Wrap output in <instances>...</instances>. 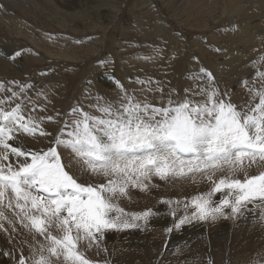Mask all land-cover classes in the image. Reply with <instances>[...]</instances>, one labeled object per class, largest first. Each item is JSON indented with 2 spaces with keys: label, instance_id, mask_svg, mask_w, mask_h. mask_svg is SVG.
Here are the masks:
<instances>
[{
  "label": "snow or ice",
  "instance_id": "6c2138e0",
  "mask_svg": "<svg viewBox=\"0 0 264 264\" xmlns=\"http://www.w3.org/2000/svg\"><path fill=\"white\" fill-rule=\"evenodd\" d=\"M200 72L204 76L190 75L193 83L182 91L153 78L130 80L138 89L114 80L115 97L89 92L90 103L77 101L55 115H38L47 107L28 95L34 85L0 81V231L13 238V250L0 255L13 264H108L89 259L81 243L99 255L107 251L106 233L146 225L152 209L129 212L121 202L131 199L130 188L147 191L153 176L193 181L199 176L210 184L207 192L183 202L185 214L175 229L227 218L229 209L235 217L257 202L264 208V172L237 177L246 159L264 161V84L249 89L250 98L238 104L210 72ZM258 76L264 80V72ZM41 95L46 96L43 90ZM48 122L58 127L50 131ZM18 134L47 138L48 144L13 146ZM17 225L31 241L17 244Z\"/></svg>",
  "mask_w": 264,
  "mask_h": 264
},
{
  "label": "rangeland",
  "instance_id": "374dc122",
  "mask_svg": "<svg viewBox=\"0 0 264 264\" xmlns=\"http://www.w3.org/2000/svg\"><path fill=\"white\" fill-rule=\"evenodd\" d=\"M9 1H12L13 3L16 1L15 4L21 6L22 8L25 7L23 0L21 2H19L20 0H1L0 3L5 5ZM29 1L35 2L36 5L39 6L40 10L33 7L26 1V3L30 5L31 9H33V13L27 14L25 16V18L28 16L26 19L22 17L19 12L15 13L22 20L25 19L27 23H33V30L35 29L38 32V28L42 29L40 32L44 39L43 41H40L39 44H37L35 40H31L28 42L30 46L22 47V44L19 43V41H14L12 44H9L3 35L0 34L3 41H6L5 44H0V68L2 69L1 76L3 82L6 84L9 81H16L19 84L28 83L34 85L33 88L28 90V95L35 103L40 102L41 105H46L47 107L46 113L39 112L38 115L53 114L49 113L48 111L49 106H53L54 104V100H52L51 96L60 99L57 96L54 87L58 81H61V77L69 76L74 84H86L89 82L87 78L83 79L82 75L75 72L82 70L85 63L88 61L93 64L90 67L96 65L99 69V72L97 73L98 76L96 77L97 82L99 84L106 82L108 85V87H101L102 91L104 93L107 90L113 91L116 88L114 80H119L120 82L124 80L123 77H121V75L119 76L115 70V63L109 52L113 46L116 52L120 53V56L124 57V59L127 58L131 62L134 60L133 58H141L142 61L147 63L145 67L143 64L136 61L131 62L132 65L129 72L132 73L128 75V82L130 80L134 81L136 78L148 79V77L163 81L165 80V76H167V74H163L161 72L162 68L160 67V71H151L149 70L151 69L150 67L155 66V63H157L158 60H168L169 58L170 59L168 61H170V66L175 67L178 62V57L176 55L186 52L185 48L190 49V47L194 46L201 39L204 41V45L206 46H202L199 49L194 48L192 54L194 53L197 57L199 56V59L204 60V66L202 65L198 67V65L194 64L193 59L191 61V65L193 66L195 72L199 71L198 74L201 77L204 76V73L200 72L201 67H203V69H205L207 72H210L213 76H216V74L211 72L210 66L206 65L207 62L210 63L211 61L212 63L213 61L217 60L216 57L214 59L211 58V52L212 54L216 55L217 52H215V50H224L227 45L232 47L235 45L239 50L247 51L245 46L236 42V39H238L236 36L239 34L237 32L238 26H244L245 23H260L264 19V4L260 5V2L256 1L250 4L247 2L245 4L244 1L242 6L244 7L245 12L242 16H239L234 12L228 13V8H226L227 4L225 3L223 6L224 0H67L65 3H58L61 2V0ZM43 5L45 6L44 9L41 8ZM207 5L210 6L207 7ZM195 6L198 7L195 8ZM42 11H44L46 14ZM65 11L67 13H65ZM9 21H5L6 24L10 25ZM109 23L111 25L107 28ZM6 24L1 22L0 27L2 26L5 28ZM202 24L204 26L207 25V28H201ZM198 25L201 26L199 27ZM74 26L78 28H75ZM62 28L64 30H62ZM159 28L161 29V32ZM164 29H166V33ZM20 31L21 30L19 29L14 30L10 33V36L14 39L20 38L22 37ZM168 31L171 34H169ZM50 37L58 38L56 40L57 42L60 41L61 44L64 41L67 42L65 44H70V40L74 42V39L77 37V42L75 43L78 47L75 48L73 47L74 44H70L72 45L71 53H74V57L77 58L76 61L73 62L74 69L68 67V59L60 56L58 51L54 50V46ZM64 37L68 40H65ZM94 39H97L98 41H94ZM214 39L216 40L214 41ZM246 39H249V37ZM245 43L247 44V42ZM14 47L17 48L15 49ZM34 47H40L42 49H39L38 54H35ZM97 50L101 51L99 57L96 56L97 53L95 51ZM16 52H20L21 54L19 56H15L13 59L12 57ZM253 54L255 56L253 59L254 61L259 57V55H255V50ZM96 57H98L97 59L99 60L97 62L95 61ZM110 59L113 61L108 63V60ZM152 70L156 69L153 68ZM148 71H151V73ZM260 72H264L263 65L256 66V68L236 81L237 83H241L244 79H247L252 83ZM236 78H238V75H236ZM261 81L264 83V80L261 79ZM240 83L238 85L242 87L243 83H241L242 85ZM239 86L235 89L240 88ZM140 87V85L136 86L137 89ZM41 90H43L46 96H37V92ZM78 92H80L78 97L80 98V101H82V91L74 90L65 93L66 100L70 102L72 93L76 95ZM75 102L76 101L74 100L73 104ZM83 102H85L86 105L87 101L84 100ZM60 105L61 104H56V107H59V111L63 110L65 104L64 106L62 104L63 108ZM45 127L51 131L52 129L57 128L58 125L48 122ZM15 141L25 143L32 148H43L48 144L47 138H32L24 136L23 134H18ZM11 159L14 160L15 158ZM155 177L156 176L152 177L150 183L151 185H149L150 187L147 191H141L139 188H130V200L135 201L137 204L140 203V205L143 203L142 205L144 206L145 202L143 201H146L147 198H150L153 202L160 203L159 206L165 213L167 210H169L173 204V200L177 197L175 189L193 187L191 183L189 184L191 177L183 179L177 178V181L176 178L162 180L159 177ZM237 177L239 178L240 176L237 175ZM153 178H155L156 181H159L155 186L154 183L156 181H154ZM198 178L200 177L197 176L196 179ZM88 179H91V177H88ZM185 179L186 181H184ZM208 183L209 182H207V185H209ZM174 185L175 187H173ZM192 190L197 192L195 188ZM192 192L191 194H194ZM169 198L172 200L171 205L162 203L164 200L171 201ZM142 205L141 207H143ZM132 210L134 209L132 208ZM166 218L167 217L165 216L160 220L158 218V220L155 222V224L158 225V228L154 232H151L150 237L148 238L147 235H145L146 233L144 234L146 230L143 226L136 228L137 230L134 229L137 231V233L139 232L137 235L131 232L120 234L121 231H111L106 233V237L104 241H102V247L107 249V251H101L99 255H97L95 247L89 249L84 242H82L80 246L82 250L85 251L86 256L91 260H98L101 262L107 260L108 264H120V261L124 255H126L125 257L131 256V254L124 252L125 244L126 247L133 248L139 243L140 246L143 247V251L141 252L142 255H140L144 259L140 260L141 263L167 264L164 261V258L172 254L171 250L174 249L175 242L168 240L167 229L169 226L166 225ZM163 222H165V224ZM224 222L225 221L221 223L223 224ZM149 232L150 230H148L147 233ZM127 234L135 235L130 243H128L129 237L126 239H121ZM118 236H120V242H124V245L114 244L117 242ZM37 238H39V236H37ZM153 242H155V244H153ZM224 243L225 239L214 249L207 251L200 258L197 264H209V261H211V264H226L227 260L229 264H235L236 261L240 260L241 251H236L230 248L228 245H224ZM244 251L247 253L246 250ZM148 258L150 259L148 260Z\"/></svg>",
  "mask_w": 264,
  "mask_h": 264
},
{
  "label": "bare ground",
  "instance_id": "6f19581e",
  "mask_svg": "<svg viewBox=\"0 0 264 264\" xmlns=\"http://www.w3.org/2000/svg\"><path fill=\"white\" fill-rule=\"evenodd\" d=\"M21 1L22 0H20L19 2H21ZM23 1L25 3L24 8L15 4L16 1L14 3L12 1H9L5 5L3 3H0V5H3V7H1L0 23L2 22L3 24L4 23L6 24L5 21L10 20L9 21L10 25L6 24L5 28H3L2 26L0 27V34L3 35V37L5 38V40L9 44H12L14 41L15 42L19 41V43L22 44V47H27V46H30V44L28 43L29 41L35 40L36 43L39 44V42L43 41L44 38L40 32L42 29L38 28V30H39L38 32L35 29H34L35 30L34 31L32 28L33 23L30 24V23H27L25 21V19L28 17L27 16L25 18V16L27 14L33 13L32 12L33 9H31L30 5L27 4L26 1L28 3H30L33 7L37 8L38 10H40L39 6L36 5L35 2H30L29 0H23ZM66 1L67 0H65V1L61 0V2H58V3H65ZM244 1H245V4H246V2L250 4V3H253L254 1L260 2L259 3L260 5L264 4V0H247V1L246 0H224L223 6L226 3L227 4L226 8H228V13L234 12V13H237L239 16H242L245 12L244 7L242 6L244 4ZM0 2H1V0H0ZM44 5L41 7L42 9H44V7H45ZM255 5H256V3H255ZM209 6L207 5V7H209ZM196 7H198V6H195V8ZM239 9H241V10H239ZM15 12H19L20 15L25 18V19H23L25 22L19 16H17ZM42 12H44V11H42ZM65 13H67V12L65 11ZM199 13H200V11H199ZM8 14H10V15H8ZM31 16H29V17H31ZM111 21H112V19H111ZM199 24H200V22H199ZM110 25L111 24L109 23V25H107V28ZM76 26H74V27L78 28ZM116 26H117V24H116ZM204 27L207 28V25L204 26L202 24L201 28H204ZM18 29L21 30L20 34L22 37L15 38V39L12 38L10 36V33L12 31L18 30ZM95 29H97V28H95ZM62 30H64V29L62 28ZM159 30L161 32L160 28H159ZM157 31H158V28H157ZM164 31L166 33V29H164ZM237 32L239 34H238V36H236V38H238V39H236V42L240 45L245 46L247 48V51H241L235 45H234V47L225 45L226 48L224 50H215V52H217L218 54L216 53V55H215V54H212V52H211V54H210L211 58L214 59L216 57L217 60L213 61L212 63H211V61H210V63L207 62L206 65L210 66L211 72L216 74V76H214L216 86L222 92H227L229 97L232 99V101L234 103L239 104V103L244 102L250 98V92L248 91L249 89L260 90L262 84H264L261 81V78H259V76H256V79L252 83L249 82L247 79H244L241 82V83H243V85L240 82L237 83V81H236L237 79L248 74L251 70L256 68V66L263 65V67H264V62L260 61V57L263 56V54H264V38H262V37H264V19L260 23H248V24L245 23L244 26H238ZM168 33H169V31H168ZM169 34H171V33H169ZM218 36H219V34H218ZM61 37H63V36H61ZM247 37H249V39H246ZM50 39H51L52 44L54 46V50L58 51V54L60 56L68 59L67 60L68 67L74 69L73 62L76 61L77 58L74 57V55H73L74 53L73 54L71 53L72 45H70V44H74L75 46L73 45V47H75V48L78 47L77 44L75 43V42H77V37H76V39H74L75 40L74 42H72L70 40V44H65V43H67L66 41H64L61 44L60 41L57 42L56 39H58V38L50 37ZM64 39H65V37H64ZM65 40H68V39L66 38ZM78 40H80V39H78ZM96 40L97 39H94V41H96ZM108 40H110V39H108ZM172 40H173V37H172ZM215 40L216 39H214V41ZM6 41H3L2 37L0 36V44L1 45L5 44ZM193 41H194V39H193ZM245 42H247L248 45ZM204 44H205L204 41L200 39V41L197 42L194 46L190 47V49L185 48L186 52L177 54L176 56L178 57V62H177L175 67L170 66L171 65L170 61H168L170 59L169 58L168 60H166V59H163L162 61L158 60V62L155 63V66L150 67L151 69H149V70L160 71V69L162 68L161 72L163 74H167V76H165L166 77L165 80H163V81H165V86L166 87H169V86L175 87V88L182 91L184 87L191 86V84L193 83V81L189 79L190 75L198 74V72H199V71L195 72L193 66L191 65L192 59L194 61V64L198 65V67H200L202 65L204 66V63H205L204 60L199 59L198 58L199 56L197 57L196 54H194V53L192 54V51L194 48L199 49L202 46H206ZM215 44H217V43H215ZM102 45H103V43H102ZM14 48L16 49L17 47H14ZM211 48H214V47H211ZM34 49H35L34 53L38 54V50L42 49V48L34 47ZM108 49H109V47H108ZM210 50H212V49H210ZM254 50L256 51L255 55H259V57L253 61V59L255 57L253 54ZM95 52L97 53L96 56L99 57L101 51L97 50ZM109 52L111 54V57L114 60L115 70L117 71L119 76L121 75V77H123V79H124L121 83H123L126 87L136 88V86L138 84L128 82V78H129L128 75H130V73H132V72H129L130 67L132 65L131 62L136 61L138 63L143 64L145 67H146L147 63L142 61L141 58H133L134 60L131 62L127 58L124 59V57L120 56V53L116 52V50L114 49V46H113V48H111L109 50ZM98 57L95 58L96 62L99 61L97 59ZM113 60L112 59L108 60V63H111ZM92 65L93 64H91V62L88 61L87 63H85L82 70L75 71L78 74L82 75L83 79H85V78L88 79L89 82L86 84H74L71 81L69 76L68 77L67 76L61 77V79H60L61 81H58L54 87V90L60 99H58L54 96H51L52 100H54V104H53V106H49V110H48L49 113H53L52 115H55L56 112L61 111L60 113L63 114L65 112H67L69 110V108L73 105L74 100L76 102L80 101V98L78 97V94L80 92H78L76 95H74L72 93V98L70 99V102H68L66 100L65 93L69 92V91H73V90L74 91H82V97H83L82 101L86 100L87 101L86 105L91 102L90 100L86 99V95L89 92H91L93 95L98 94V95L108 97V98H113L117 95V92H118L117 88H115L113 91L107 90V91H105V93L102 91L101 87H103V88L108 87V85L106 82H103L101 84H99L97 82L96 77L98 76L97 73L99 72V69L95 64L94 65L96 67L95 66L90 67ZM153 68L156 70H152ZM201 68H203V67H201ZM1 70L2 69L0 68V81L3 82V79L1 76ZM151 71H148V72L151 73ZM179 72H181V73H179ZM236 75H238V78H236ZM150 76H151V74H150ZM217 76H219V77H217ZM148 78H151V77H148ZM167 80H169V81H167ZM205 81H206V77H205ZM239 83L242 85V87H240L238 85ZM238 86L240 88L235 89ZM52 100H51V102H52ZM71 100H73V101H71ZM36 103H38V102H36ZM52 103H51V105H52ZM56 104L57 105L61 104L60 105L61 107H62V104H63V106L65 104V106H64V108L62 107L63 110L59 111V107H56ZM37 105H41V103L39 102ZM54 105H55V107H54ZM10 143H12L13 146L24 145L26 147H29L27 144L22 143V142H17L15 140L11 141ZM30 148H32V147H30ZM33 149H36V148H33ZM262 172H264V161H260L259 158L257 157L255 162H251L250 160L246 159L243 162V170L239 171L237 173V175L240 176L239 177L240 179H243L245 173H247L248 176H250L252 174H253L252 176H254V175H258ZM225 174H227V172ZM219 175L220 174L218 173L217 177H216L217 179L219 178ZM155 178H153L154 181H156ZM180 179H183V178H180ZM176 181H177V178H176ZM184 181H186V179ZM157 182H159V181H156L155 183L153 182L154 186L156 185ZM180 182H182V181H180ZM207 182H208L207 180H204L201 178H198L195 181L190 179L189 184L190 183L192 184V186H193L192 188H189V187L184 188L183 187L182 189H175L177 197L173 200V204L169 208V210H167V211L165 210L166 211L165 213H164V211L161 210V207L159 206L160 203H155L150 198L149 199L147 198L146 201H143V202H145L144 206L142 205L143 203H141V205L143 207H141L140 203L137 204V203H135V201H131V200H127V199L123 200L121 202V204L126 209V211H129V212H140V211H144V210L149 209V208L152 209L154 215H152L149 218L148 223L146 225H144L143 222H141L142 226L146 230V232H144V234L146 233L145 235H147V238H148V237H150V233L154 232L158 228V225L155 224V222L158 220V218L160 220L164 216L167 217L165 219L166 225H168L169 227H173L176 220L185 214L183 202L186 200H190L191 197H193L199 193L207 192L209 190V187H210V184L208 183L209 185H207ZM173 187H175V185ZM178 187H176V188H178ZM193 188H195L197 190V192H194L192 190ZM191 192L194 194H191ZM139 197H140V195H139ZM219 198H220V194H216V196L214 197V199L217 201L219 200ZM169 199L171 200V198H169ZM176 201H181V204L178 207L175 204ZM132 208L134 210H132ZM173 210L176 211V217H173L171 215ZM192 210L193 209L189 208L188 213L190 214ZM227 211H228L227 218L219 217L215 221H211V220H209V221H195L194 220L192 223L184 224L180 229H175L173 227V231L171 233H169L167 231L168 232L167 233L168 234V240L175 242V247L173 250L170 249L172 254L170 253L171 255L164 258V261L167 264H197L198 261L200 260V258L207 251L214 249L217 245L221 244L225 239L224 245H228L230 248H232L236 251H241V258H240V260L236 261L235 264H264V221L260 220V216H261V213L264 212V208L260 207L258 202L256 204H249L247 206V209L243 210V214H238L235 217H233L231 215L230 209ZM9 215H11V213H9ZM161 221H163V220H161ZM223 221H225V222L222 224L221 222H223ZM163 223L165 224V222H163ZM6 227H7V225H6ZM17 227L19 229V232L14 234V239L17 242V244H18V241L20 239H25V240L31 241L32 237L23 228H20L19 225H17ZM148 230H150L149 233H147ZM128 232L135 233L136 235L139 233V232L137 233V231H135L134 229H128V230L121 231L120 234H126ZM128 237H129L128 243H130V241L135 237V235L134 234H132V235L127 234V235H124L121 239H126ZM158 237H159V235H158ZM11 239H13V238L10 237L8 235V233L0 231V252L13 250V243L10 242ZM37 239L39 240L40 237ZM114 244L115 245H124V242L121 243L120 242V236H118L117 242H115ZM153 244H155V242H153ZM170 245H171V243H170ZM179 249H180V251H179ZM170 250H168V251H170ZM181 250H182V252H181ZM244 250H246L247 253H245ZM142 251H143V247H141L139 243L136 244L133 248H128V247H126V244H125L124 252L131 254V256L125 257L126 255H124V257L120 261V264L121 263H124V264H143L140 262L141 259H144L141 256ZM124 252H123V254H124ZM24 254L28 255V251H27L26 246H25ZM149 259L150 258H148V260ZM165 262H163V263H165ZM161 263H162V261H161ZM0 264H13V261L10 260L8 257L0 255ZM226 264H229L228 260H227Z\"/></svg>",
  "mask_w": 264,
  "mask_h": 264
}]
</instances>
